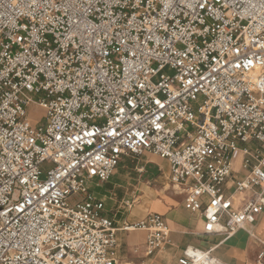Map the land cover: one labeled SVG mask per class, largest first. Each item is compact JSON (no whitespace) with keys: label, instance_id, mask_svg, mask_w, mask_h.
Here are the masks:
<instances>
[{"label":"built area","instance_id":"built-area-1","mask_svg":"<svg viewBox=\"0 0 264 264\" xmlns=\"http://www.w3.org/2000/svg\"><path fill=\"white\" fill-rule=\"evenodd\" d=\"M31 104L47 111L37 127ZM147 154L204 237L255 238L264 0H0V264H121L92 188ZM122 231L147 232L146 257L171 233L158 213ZM212 252L187 247L178 264H225Z\"/></svg>","mask_w":264,"mask_h":264},{"label":"crops","instance_id":"crops-1","mask_svg":"<svg viewBox=\"0 0 264 264\" xmlns=\"http://www.w3.org/2000/svg\"><path fill=\"white\" fill-rule=\"evenodd\" d=\"M239 164L240 161L238 160L236 167ZM120 175V172L116 170L109 183L96 184L93 187L95 190H92L98 199L104 201V214L113 219L115 225H119L117 227L115 226L118 230L117 237L119 232H125L122 231V227H120V221H116L117 216L121 213L119 211L115 212L114 210L116 205L113 198L115 192L117 189L123 188L124 186V184L116 181ZM97 190L100 191L97 192ZM177 194L182 198L181 202L177 206L172 207L166 217L163 216L171 231L169 242L165 245L166 247L168 246V248L164 250V246L163 249L154 256V259L151 260V264H167L169 262L167 258L171 259V264H178V260L182 257L184 250L190 246L204 251L213 249V256L225 264H264V214L258 218L256 224L247 226V230L252 232L256 239L251 238L246 231H239L232 238L223 242L222 236L215 235L204 237L202 235L205 222L204 218L200 214H191L185 210L184 202L186 194L183 192H178ZM136 218L139 220L143 219V217ZM135 221L137 220H134V222ZM124 222H126V220L123 221V223ZM146 238L144 234L128 237L127 245L129 248H132L130 251L133 250L138 242L146 243ZM118 240V258L120 261L122 244L119 237ZM143 249V255H145V244ZM173 253L175 254L172 257ZM261 254H263L262 258H260Z\"/></svg>","mask_w":264,"mask_h":264},{"label":"rangeland","instance_id":"rangeland-1","mask_svg":"<svg viewBox=\"0 0 264 264\" xmlns=\"http://www.w3.org/2000/svg\"><path fill=\"white\" fill-rule=\"evenodd\" d=\"M30 96L33 97V95ZM46 116V109L37 104H31L27 107V118L33 127L45 123ZM238 160L239 155L235 158V163ZM142 167L145 169L143 173H140L139 170ZM117 170L121 175L118 176L116 181L124 184L123 188L116 190L115 196L113 197L116 204L114 210L115 212L119 211L121 213L116 218V221H120V227H123L122 223L125 220L127 223H132L134 220H139L136 217L144 218L150 213H158L166 217L171 208L177 206L182 200L177 194L179 191H175L170 185L167 162L157 156L147 154L143 157L126 158ZM92 190L95 189L92 188ZM81 199V195L72 196L70 203L75 204ZM127 201L131 204V208L124 206L123 203ZM115 226L117 227L119 225ZM137 234H144L147 237V232L145 231L118 233L122 244L121 264H151V260L159 253L160 250L150 257H145L143 255L144 242H138L133 250L130 251L132 248L128 247L127 239ZM167 248L168 246H165L164 250ZM167 260H169L167 264H171V259L167 258Z\"/></svg>","mask_w":264,"mask_h":264}]
</instances>
